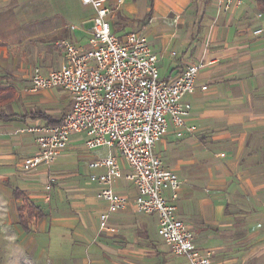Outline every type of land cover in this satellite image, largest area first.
<instances>
[{"label":"crops","instance_id":"obj_1","mask_svg":"<svg viewBox=\"0 0 264 264\" xmlns=\"http://www.w3.org/2000/svg\"><path fill=\"white\" fill-rule=\"evenodd\" d=\"M239 2L223 12L213 0H107L112 31L146 36L163 80L205 64L183 98L195 131L170 128L155 153L180 182L176 217L211 264H264V2ZM93 16L80 0H0V113L10 117L0 121V249L15 254V264H187L158 236L157 217L134 210L121 158L111 188L129 205L100 230L107 204L89 176L105 170L89 164L108 150H86L85 134H72L51 165L22 171L37 151L26 130L62 121L71 107L61 90L32 92V70L60 68V40L85 48ZM19 207L40 214L27 221L29 232Z\"/></svg>","mask_w":264,"mask_h":264},{"label":"built area","instance_id":"obj_2","mask_svg":"<svg viewBox=\"0 0 264 264\" xmlns=\"http://www.w3.org/2000/svg\"><path fill=\"white\" fill-rule=\"evenodd\" d=\"M213 1L217 10L223 12L240 3ZM80 2L94 11L86 47L58 41L56 46L64 54L63 64L46 76L34 68L30 80L32 92L57 89L67 93L70 110L58 126L26 130L34 134L37 151L23 160L22 171L51 165L67 147L72 134H85L86 150H108L106 158L89 164L90 169L105 170L101 175L89 176L90 183L101 187L96 198L107 204L106 211L99 215L100 230H107L110 214L129 205L126 196L111 188L122 177L121 158L131 171L127 179L135 188L134 210L157 217V234L174 256L184 258L187 264H211L210 253L197 249L193 232L176 217L174 201L180 182L155 153L156 145L170 128L179 134L195 131L194 126L186 125L191 106L183 98L195 89L197 75L205 64H189L175 79L165 81L160 77L158 56L146 36L130 32L118 37L109 23L112 10L107 0ZM260 33L257 30L253 34Z\"/></svg>","mask_w":264,"mask_h":264},{"label":"trees","instance_id":"obj_3","mask_svg":"<svg viewBox=\"0 0 264 264\" xmlns=\"http://www.w3.org/2000/svg\"><path fill=\"white\" fill-rule=\"evenodd\" d=\"M255 2L262 3V2H264V0H255ZM9 119H10L9 116L5 115L4 113H0V121L6 122ZM60 123H61V121H59L56 124L46 125L45 127H55V126L60 125ZM13 196L15 198H18V197L21 196V194H19L17 190H14L13 191ZM17 211H18V218H19L18 222H19V225L21 226V228L23 229L24 232H29V229H28V227L26 225L27 221L30 220L33 217L39 218L40 214L39 213H34L33 211L29 210V211L25 212V215H23V213L25 211V207H19V208H17Z\"/></svg>","mask_w":264,"mask_h":264},{"label":"rangeland","instance_id":"obj_4","mask_svg":"<svg viewBox=\"0 0 264 264\" xmlns=\"http://www.w3.org/2000/svg\"><path fill=\"white\" fill-rule=\"evenodd\" d=\"M11 11V9H9ZM16 256L13 253L8 252V257L5 255L4 251L0 249V264H15Z\"/></svg>","mask_w":264,"mask_h":264}]
</instances>
